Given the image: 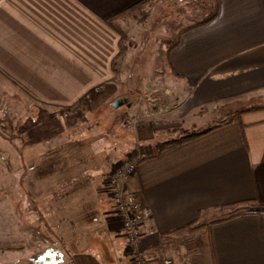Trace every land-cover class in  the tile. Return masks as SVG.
Segmentation results:
<instances>
[{
  "label": "crops",
  "instance_id": "crops-1",
  "mask_svg": "<svg viewBox=\"0 0 264 264\" xmlns=\"http://www.w3.org/2000/svg\"><path fill=\"white\" fill-rule=\"evenodd\" d=\"M137 1L0 0V112L14 97L29 125L20 127L29 138L26 147L18 138L25 149L23 158L13 150L14 168L3 165L8 142L0 131V264H133L103 189L122 156L96 151L99 139L86 135L69 137L62 151L56 142L41 145L81 126L74 105L117 79L121 16L108 19ZM217 2L213 19L183 26L167 48L169 73L189 86L180 104L126 140L149 152L125 183L149 212L139 242L147 264H264V108L248 109L264 104V0ZM219 105L245 111L153 155L165 141L156 136ZM246 201L258 209L188 228L200 212Z\"/></svg>",
  "mask_w": 264,
  "mask_h": 264
},
{
  "label": "rangeland",
  "instance_id": "rangeland-1",
  "mask_svg": "<svg viewBox=\"0 0 264 264\" xmlns=\"http://www.w3.org/2000/svg\"><path fill=\"white\" fill-rule=\"evenodd\" d=\"M211 2L212 0H151L142 10L123 14L121 20L118 21L120 27L117 28L121 35L120 45L124 46V54L117 63V72L120 70L117 79L107 82L99 88L98 86L93 88L88 95L74 105L79 106L84 120L81 126L71 130L72 137L86 135V138H89V143L91 140L94 141L98 138L99 140L95 144L96 151L109 152L114 149L122 156L112 166L105 176V181H103V189L113 206L111 191L114 184L112 186L110 184L113 181L111 174L116 173L114 175L115 180L119 178L120 176L117 177L118 168L121 170L120 166L123 162L134 158L137 159V169L140 159L149 153L145 148L139 150L141 142L134 141L130 144L128 141L126 142L130 137L129 135L132 132V138L135 140V137L137 138L139 135L138 129L143 126L144 122L155 120L161 113H165L166 116L172 113V110L180 104L183 96L188 91L189 86L172 76L166 67L167 48L177 39L183 26L189 25L209 13ZM149 21L152 22V26L148 27L146 36L142 41L141 37ZM85 97L88 99L85 100ZM116 101L119 104L113 106ZM130 106L132 107L130 108ZM227 108L229 106L219 105L215 109L212 106H207L192 115L187 121H183L182 126L173 128L168 133H162L160 136H156V139L160 141L162 139L179 138L186 132H199L210 127V125L226 121L233 112H237L235 110L229 111ZM70 110L71 108L63 111ZM44 111L42 113H45L46 118L49 117L47 110ZM156 111H159L160 114L153 115ZM26 115L25 107L14 97L8 101L4 110L0 112V131L8 142L6 149H4V159H2L4 167L14 168L18 165L17 159L11 156L13 150H19L21 157L24 156V146L26 147L28 143L26 140L29 136L27 133H22L20 127L23 125ZM28 126L27 123L24 127ZM20 135L23 136H21V139L25 141L24 146H22L21 141H18ZM101 137L103 139H100ZM60 139L61 136L56 139L53 138L42 143L41 146L48 147L60 141ZM74 146L73 149H75ZM7 151H9L8 154H6ZM129 176L126 178L121 177L116 184L122 187L121 189L125 193L140 201L135 194L130 193L125 188ZM4 180L6 182H16V177L4 175ZM114 208L118 213L117 208L115 206ZM143 208L145 207L143 206ZM256 209H258V206L255 203H246L205 211L201 213L195 223L188 225V228L196 230L210 221L237 211Z\"/></svg>",
  "mask_w": 264,
  "mask_h": 264
},
{
  "label": "built area",
  "instance_id": "built-area-1",
  "mask_svg": "<svg viewBox=\"0 0 264 264\" xmlns=\"http://www.w3.org/2000/svg\"><path fill=\"white\" fill-rule=\"evenodd\" d=\"M137 159L128 160L122 163L120 166L122 169L118 168V174L116 178V173H112L113 181L110 183L113 185L111 191V197L114 206L117 208L119 218L122 224V228L125 232V239L128 244L130 251L132 252L133 264H147L146 259L140 250L139 242L141 238L140 225L142 221L149 215V212L143 208L141 202L135 199L134 196L125 193L121 188L117 186V181L121 177L126 178L136 169ZM120 171V172H119ZM165 264H171L169 260H165Z\"/></svg>",
  "mask_w": 264,
  "mask_h": 264
},
{
  "label": "trees",
  "instance_id": "trees-1",
  "mask_svg": "<svg viewBox=\"0 0 264 264\" xmlns=\"http://www.w3.org/2000/svg\"><path fill=\"white\" fill-rule=\"evenodd\" d=\"M150 1H151V0H139V1H137L136 3L132 4L131 6H129V7H128L126 10H124L123 12H121V13H119V14H116L115 16L109 18V19H108V23L113 24V20H114V19H116L117 17L122 16V15L125 14V13H130V12H134V11L142 10L143 7H144L147 3H149ZM217 13H218V2H217V0H212V2H211V10L209 11V13H208L206 16L202 17L198 22H196V23H194V24H191V25H189V26H186L183 30H186V29L192 28V27H194V26H198V25L204 24V23L210 21L211 19H213V18L217 15ZM120 46H121V47H120V51H119V53L114 57L113 62H112V67H113V70H114L115 72H117V70H118V68H117L118 60H119V58L124 54V46H122V44H121ZM251 91H257V89L246 91V92L242 93V95H243V94L250 93ZM87 99H88V98L85 97V100H87ZM262 108H264V104H263V105H259V106H249L248 109L251 110V109H262ZM229 111H230V110H229ZM231 111H232V110H231ZM244 111H245V110H244ZM244 111L240 110V111H237V112H233V114L231 115V117L228 119V122H231V121H233V120H236V119L240 116V114H241L242 112H244ZM83 120H84V118H83ZM217 126H218V125L210 126V127L206 128V129H204V130H202V131H199V132H189V133L186 132L184 135L180 136L179 138H174V139H169V140H165V141L159 142V143H157L156 146H155V151L153 152V155L158 154L159 152H161L163 149H165V148L168 147V146H172V145L180 144V143H183V142H185V141H188V140H190V139H192V138H195V137H197V136H200V135H202V134H205V133L211 131L212 129L216 128ZM71 134H72L71 131H70V132H64V133L61 135V139H60V141L56 142V143H57L56 145L60 147V151H62V150H64V149L66 148V146H65V145H66V141H67V144H68V145H71V143H69V140H68V138H69L70 136L72 137ZM73 137H75V136H73ZM65 139H66V140H65ZM72 144H74V143H72ZM58 151H59V150H58ZM253 201H256V200H253ZM253 201H250V202H253ZM247 202H248V201H246V202H244V203H247ZM242 203H243V202H242ZM237 204H238V203H236V204H231V205H237ZM246 212H248V211H237V212H235V213H233V214H229V215H227V216H225V217L219 218V219L214 220V221H212V222L221 221V220H224V219L229 218V217H231V216H236V215L243 214V213H246ZM200 215H201V212H200V214L198 215L197 219L200 217ZM197 219H196V220H197ZM196 220H195V221H196ZM195 221L192 222V223H195ZM192 223H191V224H192ZM191 224H188V225H191Z\"/></svg>",
  "mask_w": 264,
  "mask_h": 264
},
{
  "label": "water",
  "instance_id": "water-1",
  "mask_svg": "<svg viewBox=\"0 0 264 264\" xmlns=\"http://www.w3.org/2000/svg\"><path fill=\"white\" fill-rule=\"evenodd\" d=\"M118 104H119V102L116 101V102L113 103V106H116V105H118Z\"/></svg>",
  "mask_w": 264,
  "mask_h": 264
}]
</instances>
